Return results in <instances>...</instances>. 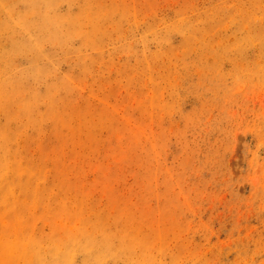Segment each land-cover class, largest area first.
Instances as JSON below:
<instances>
[{"label": "rangeland", "instance_id": "374dc122", "mask_svg": "<svg viewBox=\"0 0 264 264\" xmlns=\"http://www.w3.org/2000/svg\"><path fill=\"white\" fill-rule=\"evenodd\" d=\"M0 264H264V0H0Z\"/></svg>", "mask_w": 264, "mask_h": 264}]
</instances>
